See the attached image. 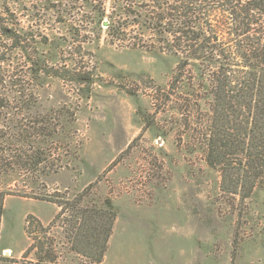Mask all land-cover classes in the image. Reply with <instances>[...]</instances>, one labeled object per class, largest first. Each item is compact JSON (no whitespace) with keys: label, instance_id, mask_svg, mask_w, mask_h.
<instances>
[{"label":"rangeland","instance_id":"1","mask_svg":"<svg viewBox=\"0 0 264 264\" xmlns=\"http://www.w3.org/2000/svg\"><path fill=\"white\" fill-rule=\"evenodd\" d=\"M62 1L0 0V44L9 43L1 33L8 26L28 48L0 46V58L9 59L0 61V78L6 70L14 72L12 78H37L28 57L37 62L45 55L54 62L82 56L84 69L98 75L91 97L80 101L70 84L46 79L37 110L75 114L60 136L70 145V168L49 176L16 171L2 177L0 187L8 195L0 255L34 264L32 255L23 257L31 243L27 217L48 225L60 208L29 196L49 190L72 198L94 185L88 198L109 197L118 212L100 264H264V190L244 202L224 194L220 173L208 166L193 140L181 139L176 103L155 99V88L170 83L180 57L157 48L149 33L141 40L137 26L124 41L113 43L107 23L89 31L80 26L77 13L72 14L77 21H59L53 4L61 7ZM50 235L59 264H84L64 243L60 223Z\"/></svg>","mask_w":264,"mask_h":264},{"label":"trees","instance_id":"2","mask_svg":"<svg viewBox=\"0 0 264 264\" xmlns=\"http://www.w3.org/2000/svg\"><path fill=\"white\" fill-rule=\"evenodd\" d=\"M62 2L61 7L53 4L59 21H74L78 17L72 14L77 13L84 30L107 23L113 43L124 41L137 26L141 40L149 33L156 37L157 48L179 56L170 83L155 88V99L176 103L173 108L182 115L184 129L181 139L193 140L208 166L220 173L224 194L244 202L264 190V0H110L111 6L108 0ZM1 33L9 43L0 46L28 51L16 29L3 26ZM28 59L37 78H12L10 70L0 78V182L10 172L41 177L70 168V145L60 136L65 121L75 120L63 110L38 111L40 92L48 77H58L72 86L79 101L89 99L98 78L95 71L84 69L82 56L57 62L48 55L37 62ZM93 186L72 198L49 190L29 196L60 211L48 225L32 214L27 217L31 243L24 258L32 255L31 263L59 264L50 234L60 223L64 243L84 264L103 262L118 212L109 197L100 202L88 198ZM7 195L0 187V233ZM19 263L0 255V264Z\"/></svg>","mask_w":264,"mask_h":264}]
</instances>
